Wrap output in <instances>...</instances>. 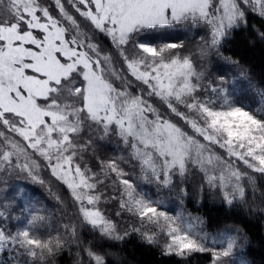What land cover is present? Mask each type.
I'll return each mask as SVG.
<instances>
[{
	"label": "snow or ice",
	"instance_id": "snow-or-ice-1",
	"mask_svg": "<svg viewBox=\"0 0 264 264\" xmlns=\"http://www.w3.org/2000/svg\"><path fill=\"white\" fill-rule=\"evenodd\" d=\"M54 3L58 17L42 0H0V251L14 264H52L65 251L72 264H120L111 249L136 234L149 246L163 236L165 256L211 252L212 264H234L239 236L223 232L210 244L199 218L161 210L137 180L171 189L198 174L201 193L206 185L229 206L247 205L251 193V207L264 210V90L250 91L237 61L238 75L213 69V57L230 61L222 47L248 10L264 17V0ZM161 29L203 35L191 46L144 39ZM113 137L122 154L105 158ZM14 179L47 184L50 194L53 181L66 187L69 200L53 194L60 227L39 200L19 197ZM109 202L119 219L101 209Z\"/></svg>",
	"mask_w": 264,
	"mask_h": 264
},
{
	"label": "trees",
	"instance_id": "trees-1",
	"mask_svg": "<svg viewBox=\"0 0 264 264\" xmlns=\"http://www.w3.org/2000/svg\"><path fill=\"white\" fill-rule=\"evenodd\" d=\"M42 2L44 6H50V10L54 16H59L58 9L55 8L53 0H42ZM63 2H66V0H63ZM70 11L78 17V14L74 10L70 9ZM261 33H264V17L256 13H247L246 26L242 25L232 32L230 38L222 47L221 55L222 57H229L230 61H237L239 65L243 66L251 81L264 90V39L260 38ZM144 39L151 40L153 43L187 41L182 35L172 34V29L154 31L144 37ZM97 40L105 49L111 47L110 39L103 34H98ZM217 59L228 64L231 63L219 57H213V61H217ZM213 69L219 70L221 73L231 74V71L225 69ZM136 91L138 92L139 89ZM150 99L154 100L155 98ZM112 144L115 146L113 147ZM122 147V144L117 143V138L113 137L110 141L104 142L101 155L105 158L121 155L120 149ZM216 150L223 151L218 148ZM122 166L125 167L126 171H133L129 165ZM256 175L258 188L264 190V177H260L259 174ZM43 176L46 180L51 179L50 172L47 170H45ZM11 183L18 185L16 191L19 193V197L39 200L41 204L47 207L49 213L55 212L58 207L53 194H59L66 200L70 199L66 187L56 181H53L52 184L53 194L49 193L47 184L42 187L39 184L32 183L30 180L17 181L15 179ZM174 183L175 186L173 188L177 189L179 194H183L180 192V188H186L187 194H183L185 198L180 197L181 206L196 214V218H199V221L193 220V222L197 223V227L202 233H207L210 237V235L221 230L234 231V229H238L239 236H243L244 238H241V245L244 248L245 257L249 263L264 264V210H261L259 207H251L253 203L251 193H249V203L247 205L237 203L229 206L218 193L213 194L206 185L204 191L200 192L201 178L198 174L190 175L185 184H181L179 178H176ZM173 188H171L170 192ZM108 191L111 193V188ZM18 203L22 205L24 200L18 199ZM255 203L257 205L261 204L259 191L256 194ZM117 206L118 202L101 203L100 205L107 215L119 219L114 216V209ZM16 214H19L18 207L16 208ZM59 221L60 214L55 212V219L52 221L53 228L60 227ZM0 226H5L3 219H0ZM12 227L14 229V223ZM52 234L55 235V232ZM83 238L85 240L89 239V234L85 232ZM164 239L161 236L160 246H149L143 243L138 235L132 234L125 241L117 243L111 251L118 253L120 264H212L211 252L193 253L187 258L176 257L175 255H162L161 249ZM72 259L73 257L69 256L68 252L65 251L63 254L58 255L52 264H72ZM107 260L108 264H115L112 257H108ZM0 264H14V261L10 259L8 251H0Z\"/></svg>",
	"mask_w": 264,
	"mask_h": 264
},
{
	"label": "rangeland",
	"instance_id": "rangeland-1",
	"mask_svg": "<svg viewBox=\"0 0 264 264\" xmlns=\"http://www.w3.org/2000/svg\"><path fill=\"white\" fill-rule=\"evenodd\" d=\"M248 13H253V12L249 9ZM256 14H258V13H256ZM180 33H182V34H180ZM194 33H199V35H203V32H200L199 29H193L190 32L184 31V30L172 29V34L182 35V37L184 36V38H186L187 41L190 42L189 46H191V44L194 43V41H193ZM172 37H173V35H172ZM197 38H198V36H197ZM229 62H231V61H229ZM213 68L225 69V70L231 71V73H236L238 75L237 68L234 64H232V63L228 64L222 60L217 59V61H213ZM247 79L251 81V79L248 77V75H247ZM241 83L244 84L245 88L248 87L246 82L242 81ZM258 89H261V88L259 86L255 85L251 81L250 91L252 93H255L258 91ZM112 146L114 147L115 145L112 144ZM137 183L139 185L138 191L142 192L143 194H145L148 198H150L152 200H161L163 202L164 206H162L161 210L167 211L170 215H175L178 211H183L184 215L196 218L195 213H192V211L186 210L185 208H182L180 197L182 196L185 198V196L183 194H179L177 189L173 188L172 191L170 192L171 189L159 186L154 182L153 183H147L143 180H137ZM193 223H195V222H193ZM237 230L236 229H234V231L221 230L220 232L212 234L209 237L210 238L209 243L211 244V238L213 236L219 238V235L223 232H227L229 235H232V236H239V233ZM197 231H201V230L197 227ZM241 238L244 239L243 236L242 237L239 236L238 247L236 249L235 256L232 258V260L234 261V264H250L248 259L245 257V252L243 250L244 248L241 245Z\"/></svg>",
	"mask_w": 264,
	"mask_h": 264
}]
</instances>
